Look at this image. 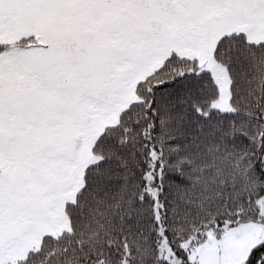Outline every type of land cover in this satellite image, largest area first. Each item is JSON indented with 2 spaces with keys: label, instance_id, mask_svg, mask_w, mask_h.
Returning <instances> with one entry per match:
<instances>
[{
  "label": "snow or ice",
  "instance_id": "snow-or-ice-1",
  "mask_svg": "<svg viewBox=\"0 0 264 264\" xmlns=\"http://www.w3.org/2000/svg\"><path fill=\"white\" fill-rule=\"evenodd\" d=\"M0 264H264V0H0Z\"/></svg>",
  "mask_w": 264,
  "mask_h": 264
}]
</instances>
